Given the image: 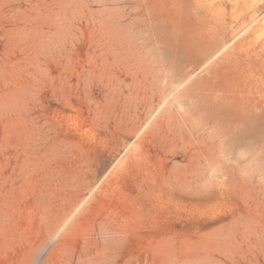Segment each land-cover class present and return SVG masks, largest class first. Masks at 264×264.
<instances>
[{
  "label": "rangeland",
  "instance_id": "374dc122",
  "mask_svg": "<svg viewBox=\"0 0 264 264\" xmlns=\"http://www.w3.org/2000/svg\"><path fill=\"white\" fill-rule=\"evenodd\" d=\"M250 36L264 40V0H0V264L43 245L38 264H264V51L246 57ZM147 51L178 70L186 57L192 98L155 133L156 97L126 137L104 66L126 93L121 66Z\"/></svg>",
  "mask_w": 264,
  "mask_h": 264
},
{
  "label": "bare ground",
  "instance_id": "6f19581e",
  "mask_svg": "<svg viewBox=\"0 0 264 264\" xmlns=\"http://www.w3.org/2000/svg\"><path fill=\"white\" fill-rule=\"evenodd\" d=\"M250 37H252V36H250ZM244 38H246V36ZM252 38L253 39L249 40V43L244 45L245 47L242 46V47H244V52H246L245 53L246 57L250 58V61L257 58L264 51V40L262 39L263 41H259V39H256L255 36H253ZM147 42H149V41L146 40L143 42V45H142L143 49L142 50H144L145 47L147 46ZM223 43L224 42H222V44ZM220 46H221V44H220ZM237 51H239V50L237 49ZM204 52H205V54H203L202 56L194 57V61L197 63H200V61L207 60L208 58H210V56L212 54L211 49L206 48L204 50ZM241 52L239 51V53H241ZM234 53H238V52H234ZM149 54L151 55V58L149 57ZM115 58H117V56ZM130 59H132V57ZM179 59H180V61H182V68H183L180 70H178L177 69L178 67L175 66V65H178L179 63L175 62V60L172 59L169 55L164 54L163 51H161L160 54L155 53V52H154V54H151L150 51H147L145 58H144V61H143L144 63H142L141 65L139 64L138 66H133L135 63L133 64L131 62L133 64L132 65L133 67H131L130 64H123L121 61V63L123 64L121 66V68L124 70L125 74L130 76L129 82L128 83L125 82V83H127V86L129 87V88L127 87L128 92H126V93L124 92L125 89L122 88L121 86H119L118 75H116L114 72L111 71V65L112 64L109 65L110 62L108 63L107 66L106 65L104 66L101 64L102 66L105 67L106 70H104V68H103V70L105 71V73L107 75V80L110 82L109 84H111V91L110 90L109 91L112 92V95H111V97H109V95H108V97L110 99H107V101L109 100V104H111V106L109 105L108 108L110 109V112L113 113V117L116 119V125L125 131L126 137L129 136L128 133H133L134 131H136V125L135 124H137L136 122H137V120L139 121V118H140L139 113H138L139 109L143 108V110L146 109L147 112L151 111V104L153 103V100L156 97L160 98V101L162 103L166 101L164 103L166 105V107L164 108V106H163L164 109L161 108V110H163V114L161 115V120L155 121L156 122L155 124L153 123L154 129H156L155 133L160 132L161 126L164 122L166 124V127L168 126L170 128L169 131H172L171 127L175 126V117H177V115L173 114L171 110L178 108V106H176V103L179 105V107H183L184 105H186L188 102V99L190 100V98H192L191 91H192V89H194V87H192V84L189 83V82H191V80H189V79H190V76L192 75L194 67H189L186 69V63H185V61L187 60L186 57H180ZM134 61L135 60H133V62ZM138 61L137 62L140 63V60H138ZM112 62H113V60H112ZM106 64H107V62H106ZM119 64H120V61H119ZM117 66H119V65H117ZM100 70H101V67H100ZM182 70L184 72H182ZM100 77H102V76H100ZM122 80L124 81V79H121L120 81H122ZM106 84H108V83H106ZM106 84H105V87H106ZM182 84H184V85L181 88H179V86ZM194 85L195 84H193V86ZM110 92H109V94H111ZM116 94L119 95V97L117 96L118 98H116V96H115ZM115 100H123L121 102V110L119 113L115 112V109H114L115 105H112V103ZM119 105H120V103H119ZM258 108H260V107H258ZM251 111L256 112L257 110L254 109ZM181 115L183 116L182 113H181ZM109 116L110 115H109L108 111H106L105 112V118H107ZM184 117H185V119H184ZM184 117H183V119L187 120V117L185 115H184ZM180 134H182V132ZM225 135H226V132L218 135L217 137H218L219 141H222L223 138L225 137ZM143 139H144V137H141V139L139 140V142L137 144V147L135 149H133L134 148L133 147L132 148L133 151L129 154V156H127L128 158L132 159V164H134V163L137 164L143 157H145V156H143L144 155V150H143L144 141H143ZM204 147H206V146H204ZM203 150H204V152L206 151L205 149H203ZM197 151H198V149H197ZM198 152L201 153L200 151H198ZM199 153H198V155H199ZM204 154H206V152ZM206 156H209L208 150H207ZM122 165H123L122 169L124 171H127L130 168L128 166L127 162L122 164ZM129 165H131V164H129ZM112 184L113 183L111 182V180H108L107 181V187L105 189H103L102 192H104L106 194V193H108L109 189H110L109 192H112V190H114V188L112 187ZM62 200H64V199H62ZM45 250H46V246L43 245L42 248L40 249V251L38 252V254L35 257H33V259H30V261L26 262L25 264H38L43 253L45 252Z\"/></svg>",
  "mask_w": 264,
  "mask_h": 264
}]
</instances>
